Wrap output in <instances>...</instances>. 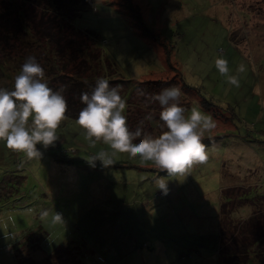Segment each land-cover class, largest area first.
I'll return each instance as SVG.
<instances>
[{"label": "rangeland", "instance_id": "rangeland-1", "mask_svg": "<svg viewBox=\"0 0 264 264\" xmlns=\"http://www.w3.org/2000/svg\"><path fill=\"white\" fill-rule=\"evenodd\" d=\"M128 1L157 40L142 34ZM30 13L37 19L39 7ZM0 24V56L20 55L26 45L6 41V23ZM74 25L97 34V47L117 69L106 78L110 85L129 80L136 89L179 74L196 90L185 109L199 107L216 127L202 137L206 159L172 175L138 154L101 140L90 143L77 118L60 122L54 145H37L40 158L0 141V264H17L16 254L31 252V245H40L33 257L41 260L73 239L86 245V264H112L95 241L114 237L128 250L121 264H207L219 255L221 211L228 223L251 218L262 206L251 231L264 224V0H92ZM70 30L68 24L54 29L64 35ZM27 50L46 52L50 46L33 38ZM218 55L227 58L238 85L216 69ZM241 64L245 70L238 72ZM131 85H119L125 115ZM102 151L111 157L107 165L94 161ZM160 176L167 192L158 188ZM55 211L63 220L53 219ZM224 231L233 237L241 229L227 224ZM56 257L68 256L59 250Z\"/></svg>", "mask_w": 264, "mask_h": 264}, {"label": "trees", "instance_id": "trees-1", "mask_svg": "<svg viewBox=\"0 0 264 264\" xmlns=\"http://www.w3.org/2000/svg\"><path fill=\"white\" fill-rule=\"evenodd\" d=\"M21 1L25 2V6L24 3L16 4L15 0H0V22L5 21L6 23L1 34L6 31V36H4L6 41L16 38L21 44L26 45L20 55L0 56V87L11 89L25 59L30 55L35 56L44 68V79L47 80L48 85L54 90H62L66 98L65 117L77 118L79 111L85 106L81 100V94L90 93L98 78H107L109 74L117 70L114 63L107 61L97 47V34L91 30H81L74 25L75 18L91 4L92 0ZM35 7L40 9L37 19H35V14L30 13ZM128 11L131 18L142 26L140 28L142 34L154 40L158 39L143 22L138 7L130 1H128ZM63 24L71 25L74 33L70 30L68 35H64V33L54 31L55 27L59 28ZM78 35L87 38L90 45L86 44L85 39L76 37ZM61 37H64L66 41L61 40ZM33 38L40 39L44 45H49L50 50L46 52L38 50L39 53L27 50L31 47ZM120 81L118 85L122 84L124 88H127L126 84L131 85L127 82L129 80ZM169 85L180 86L182 89L180 103L185 108L189 106L188 97L196 90L195 87L186 84L179 74L178 77H172L169 80L143 82L136 85V89H133L131 85L126 102V118L130 128L135 129L139 126L142 135L148 133L153 136L165 130L162 127L163 121L159 117L161 106L152 98V94L158 93L163 87ZM123 93L120 92L121 95ZM200 103L209 110L211 104L204 98H201ZM261 211L262 206H259L252 212L251 218L249 216L247 219L235 221L229 218L228 223L223 220L222 211L220 212L219 238L216 248L219 249L220 246V249L217 264H264V224L256 227L254 233L251 231V228L258 222L257 217L253 215H258ZM263 216L264 214L261 218ZM227 224L230 227L240 226V235L233 237L225 235L224 228ZM247 232H250V235L244 243L243 238ZM85 246L81 240H69L60 244L58 248L56 247V251L46 253L41 260H36L33 254L40 248V245H31V252L16 254L17 264H65V262L86 264L81 259ZM59 250H62V254L68 257L63 261H53L52 259H57L56 255Z\"/></svg>", "mask_w": 264, "mask_h": 264}, {"label": "clouds", "instance_id": "clouds-1", "mask_svg": "<svg viewBox=\"0 0 264 264\" xmlns=\"http://www.w3.org/2000/svg\"><path fill=\"white\" fill-rule=\"evenodd\" d=\"M215 67L221 74H229V62L223 55L215 58ZM245 66L239 65L238 72ZM228 82L238 85L237 75L229 74ZM119 85H110L108 79L98 78L92 91L83 92L84 107L76 122L85 130L90 143L101 140L112 149L138 154L143 160L152 162L169 175L184 174L194 161L206 159V145L202 141L204 132L216 127L212 115L199 107L186 110L180 103L182 89L178 85L163 87L152 98L161 106L159 117L163 121L162 131L153 136L141 134V128L129 127L124 113L125 100ZM67 101L62 90H54L44 79V68L35 56H28L9 89L0 87V141L8 147L24 153L29 158H40L41 149L59 139L57 129L65 118ZM107 165L111 157L99 152L94 161ZM158 188L167 192V180L160 176ZM54 220H63L55 211Z\"/></svg>", "mask_w": 264, "mask_h": 264}, {"label": "crops", "instance_id": "crops-1", "mask_svg": "<svg viewBox=\"0 0 264 264\" xmlns=\"http://www.w3.org/2000/svg\"><path fill=\"white\" fill-rule=\"evenodd\" d=\"M96 244H99L101 247V250L105 253L107 257H109L112 261V264H121L123 259L122 257L128 250L123 246L121 243V240H118L116 237L112 239L110 242H104V241H95ZM198 262L204 264L201 260ZM129 264V262H128ZM207 264H217V259L214 257V260Z\"/></svg>", "mask_w": 264, "mask_h": 264}]
</instances>
